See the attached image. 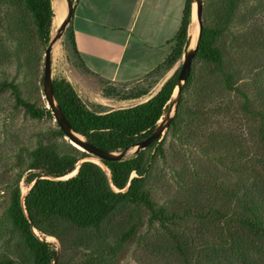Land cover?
I'll return each instance as SVG.
<instances>
[{
  "label": "trees",
  "instance_id": "obj_1",
  "mask_svg": "<svg viewBox=\"0 0 264 264\" xmlns=\"http://www.w3.org/2000/svg\"><path fill=\"white\" fill-rule=\"evenodd\" d=\"M53 1L0 0V67L17 72L0 80V96L9 98L0 110L9 109L0 139V193L8 194L0 211V264H264V0H205L198 50L165 136L104 166L65 138L42 103ZM192 10L187 0L171 53L146 80L126 90L104 86L105 98L148 97L144 102L96 110L68 78H53L78 134L121 152L155 131L181 65L151 93L183 57ZM63 38L74 66L87 69L71 24ZM21 114L55 125L20 141L11 125ZM245 115L257 121L255 141L236 133ZM217 121L227 126L214 130ZM222 160L229 178L238 173L232 186L219 177ZM200 161L210 164L209 174L203 176ZM165 177L176 180V190L161 200Z\"/></svg>",
  "mask_w": 264,
  "mask_h": 264
},
{
  "label": "crops",
  "instance_id": "obj_2",
  "mask_svg": "<svg viewBox=\"0 0 264 264\" xmlns=\"http://www.w3.org/2000/svg\"><path fill=\"white\" fill-rule=\"evenodd\" d=\"M186 1L75 0L70 24L87 69L75 67L81 91L71 82L81 97L86 90L96 99V83L129 89L146 80L171 53ZM79 72L92 77L93 84Z\"/></svg>",
  "mask_w": 264,
  "mask_h": 264
},
{
  "label": "rangeland",
  "instance_id": "obj_3",
  "mask_svg": "<svg viewBox=\"0 0 264 264\" xmlns=\"http://www.w3.org/2000/svg\"><path fill=\"white\" fill-rule=\"evenodd\" d=\"M261 21L264 22V12L262 13V16H260ZM60 23H53V28H52V36H54L56 34V31L58 29V27L60 26ZM191 28V27H190ZM197 28V24L195 25V27L192 29L193 31L196 30ZM244 33H247V29L244 30ZM64 37V36H63ZM62 37V39L57 43V45L54 48V52H53V77H66L68 78L70 81H72L75 86L78 88V90L81 91V88L79 87V82L77 81L78 79V70L75 68L73 62V55L71 53V46L69 44V42L67 41V39H64ZM48 47V46H47ZM45 48L44 52H43V60H42V67H41V72L44 75V63H45V53H46V49ZM183 59V57H182ZM182 59L177 63V65L175 66V71L177 70V68H179V66H182ZM80 75L84 76L86 82H92L94 79L90 76H86L83 73H80ZM5 76H7L8 78H13L15 76H17V72L15 71L14 68H4V67H0V80H2L3 78H5ZM170 76V75H169ZM168 75H166L164 78H162V80L158 83V85L154 88V90L152 91V95L156 94L159 89L161 88V86L163 85V83L168 79ZM18 82H20V78L18 79ZM97 85L93 84V91L96 92L95 96L96 99L94 98H89V94L86 93V90H84V92H82V96L84 97V101L89 105V107L96 109V110H100V111H106V110H116L119 108H125V107H130V106H134L137 105L141 102H144L148 99L147 98H143L140 100H128V101H121L119 99H111L109 102H105L104 104L101 102V99L104 97L103 95V88H101L100 84L96 83ZM102 89V90H101ZM126 90V89H125ZM102 95V96H100ZM86 97V98H85ZM105 98V97H104ZM9 102V98L8 96H0V110L2 108V104L5 106L7 103ZM42 103L47 105V102L45 101V97L42 99ZM9 109H6V112ZM6 112L3 113L2 111H0V139L5 135V130H6V125H5V119L7 118L6 116ZM239 117V116H238ZM240 118V117H239ZM55 121V119H54ZM51 121V120H43L42 122H38V121H34L31 120L29 118H23V114L20 115V117L14 122V125L12 126V132L15 136H18V140L20 141H28L30 137H32L33 135H35V133L40 130V129H47L50 126H54L55 122ZM237 121V120H236ZM240 122V123H238ZM236 122V133H244V135L247 134V139L251 140V141H255L254 140V130H255V124H257V121L250 116H246L245 118H240L239 121ZM245 123L247 125H245ZM10 126V127H11ZM227 125L223 124V123H219L217 121V123H215L213 125V129L220 131L223 130ZM47 127V128H46ZM255 146H257V143L255 144ZM178 148H176L177 150ZM135 149L130 150L129 155H132L134 153ZM180 153H184V151L182 150ZM193 158L197 159V153H195L193 156ZM93 159V157H92ZM180 162V161H179ZM178 162V163H179ZM201 162V161H200ZM202 164V173L203 176L209 174L208 169H205V166H208L210 164H208L206 161H204ZM176 165H178L176 163ZM220 175L219 177L221 179H223V176L225 175L227 179H224V183L232 186V182H235L237 179V174L236 172L233 173L232 177L229 178V176L232 174L225 166L224 164V160H222L221 163V171L219 172ZM168 172H165V175H167ZM165 181L162 185V189H160V192L158 193L159 198L161 200H166L168 199L170 194H173V192L176 190L175 185H176V180L172 179V178H167L165 177ZM22 187L23 190L26 192L28 190V186L26 185V183H22ZM0 211L2 209H4L7 200H8V194H7V190L4 189L1 191L0 193ZM60 254V251H59ZM131 264H135V263H131Z\"/></svg>",
  "mask_w": 264,
  "mask_h": 264
},
{
  "label": "water",
  "instance_id": "obj_4",
  "mask_svg": "<svg viewBox=\"0 0 264 264\" xmlns=\"http://www.w3.org/2000/svg\"><path fill=\"white\" fill-rule=\"evenodd\" d=\"M60 1L62 2V0ZM64 2L67 10L66 17L58 27L56 34L52 36L45 53L43 93L45 100L47 102V107L51 109L55 117V121L59 124L60 128L63 130L65 134V138L69 140L70 143L73 144L78 149L91 154L93 159L90 160H93L94 162L101 164L102 166H104V164L102 163L103 161H111V162L122 161L126 159L128 156H130L129 155L130 150L135 149L133 154L139 153L140 151L148 148L156 140H162L178 110V105L180 103L183 87L192 70L193 61L198 50V43L204 27L203 12H204L205 0H193L192 22L187 37V41L184 47L182 66L178 76L176 87L172 95L171 102L168 106L166 113L160 119L157 128L149 137L140 141L135 146V148L132 149L127 148L121 152H111L101 149L95 146L94 144H92L90 141H88L84 136L78 134L73 129L68 119L65 117L63 111L60 108L59 102L55 96L54 86H53V78H54L53 52L55 46L62 39L68 26L70 25L74 12V2L72 0H64ZM55 16L56 13L54 12V17ZM196 24H198L199 27V34L196 43L194 44V34L192 33V29L195 27ZM76 173L77 171L74 172L72 176L75 175ZM22 203L24 206V198L22 200Z\"/></svg>",
  "mask_w": 264,
  "mask_h": 264
},
{
  "label": "bare ground",
  "instance_id": "obj_5",
  "mask_svg": "<svg viewBox=\"0 0 264 264\" xmlns=\"http://www.w3.org/2000/svg\"><path fill=\"white\" fill-rule=\"evenodd\" d=\"M54 10H55L54 12L56 13V16L54 17V23L55 22H57V23L62 22L65 19L66 13H67L64 0H62V2L60 0H55L54 1ZM192 33L194 34V44H195L197 37H198V34H199L198 24H197L196 30H194V31L192 30Z\"/></svg>",
  "mask_w": 264,
  "mask_h": 264
}]
</instances>
